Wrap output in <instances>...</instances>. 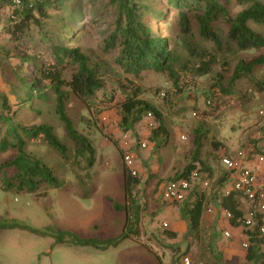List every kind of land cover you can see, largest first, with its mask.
I'll return each instance as SVG.
<instances>
[{
    "label": "trees",
    "instance_id": "1",
    "mask_svg": "<svg viewBox=\"0 0 264 264\" xmlns=\"http://www.w3.org/2000/svg\"><path fill=\"white\" fill-rule=\"evenodd\" d=\"M68 1L75 2V0H35L31 8L6 7L11 10L12 20L4 30L15 46L11 52L13 57H10L9 51L6 50L3 56L17 60L13 72L17 73L16 69L23 71L18 78V88L13 90L15 99L24 103H32L34 99L47 103L49 97L45 90L49 88L53 93V110L61 125L64 141L58 137L53 125L49 123L31 125L15 123L12 116L3 112L8 102L0 93V126L5 127L3 131L0 129V151H15L12 158L0 164V188L4 192L35 193L42 189L62 187L63 182L56 176L54 170L26 151L29 144H45L57 153L62 163H70L73 167H81L82 164V169L87 170L93 166L95 148L88 136V126L90 128L92 126L89 124L86 110H83L81 113L83 117H80L84 121L83 124L70 118L67 110L72 101L89 110V107L94 105L93 100L97 98L98 92H101L102 97L107 95L105 89L111 78L107 72L108 64L122 73L120 78L112 81L116 83L115 91L122 96L119 101L121 112L119 128L122 132L131 131L137 123L150 115L155 125H151L146 140L157 148L167 145L170 133L166 129L165 117L160 108L154 101L145 97L146 87L142 85L143 72L149 71L164 76V85L148 88L154 98L169 101V97L188 96L191 92L197 96L200 93L204 102L208 105L213 104L215 110L220 105L229 103L231 98L238 97L234 93L238 81L251 82L255 88L254 92H264V81H256L253 76L255 70L264 67V2L262 0H165L162 5H154L149 0H108L109 6L114 7L112 28L98 46L99 49L91 52L83 50L78 45H71L68 39L71 34L75 36L77 32L81 34L82 32L77 29L83 25L76 28L67 27L64 22L58 24L49 13L62 11L63 5ZM232 1L242 6V9L233 15L228 8ZM3 7L5 5H0V10ZM171 13L172 17L169 20ZM222 22L227 26L224 37L215 28ZM158 24L165 25L166 35L155 29V25ZM30 26L35 27L39 33V42L44 44L42 50L47 53V57L33 53V46L26 45L25 38L29 34ZM253 26L260 27L262 33ZM50 29L51 33L48 32ZM76 38L79 37H74L73 40ZM203 40L210 42L212 48L203 47L201 44ZM225 53L233 55L245 53L246 56L230 57ZM225 57L236 61L233 67L230 60ZM204 76H210L213 82L201 89L198 78ZM112 93L106 99L108 102H112L115 98V94ZM101 101H105V98ZM192 114L196 115L194 112ZM201 114L207 118L214 117L212 111ZM77 126L83 128L79 130ZM210 144L214 151L222 145L215 138ZM114 145L123 155L124 149L116 142ZM129 149L133 150L130 147ZM248 152L251 159L253 154L257 153L256 150L253 153L250 150ZM258 153L264 154L261 151ZM70 158L71 162H69ZM206 161V157H202L200 137L196 134L189 162L177 171L170 181L190 180L192 173L196 171L198 181L201 183L205 180L208 185L211 175ZM7 169L14 170L10 177L6 176ZM222 179V182L227 180L223 177ZM139 183L137 173L132 176L125 167L123 186L126 204L129 201L130 205L126 208V204L124 206L114 204L115 210L125 211L124 231L119 237L97 241L81 239L73 233L64 231L55 236L56 242L105 250L116 246L121 240L129 238L134 240L138 235L139 212L130 209L135 203L132 191ZM220 183L221 181L218 184H223ZM204 188L206 187L193 184L183 201L174 202L183 203L179 210L187 220L186 235L192 239L198 238L201 217L207 205L202 191ZM238 197L244 198L237 191H230L226 195L221 193L214 203L219 210L229 212L228 222L231 227L242 229L243 212L238 209ZM260 215L257 214V217ZM14 227L37 231L15 222L8 225L0 224V229ZM165 232L170 238L176 237L174 232ZM245 233L248 242L247 248L244 249L245 260L259 264L261 261L259 246L264 236L259 235L257 226L249 231L246 230ZM140 244L145 249L151 250L149 245Z\"/></svg>",
    "mask_w": 264,
    "mask_h": 264
},
{
    "label": "rangeland",
    "instance_id": "2",
    "mask_svg": "<svg viewBox=\"0 0 264 264\" xmlns=\"http://www.w3.org/2000/svg\"><path fill=\"white\" fill-rule=\"evenodd\" d=\"M149 1L154 5L165 3V0ZM228 8L233 15L241 10L242 6L232 1ZM113 12L114 7L109 6L108 0H75L74 3L69 1L65 3L62 11L49 13L58 24L64 22L67 27L76 28L83 25L77 29L82 32L81 34L78 32L76 36L71 34L68 39L71 45H78L83 50L91 52L99 49L98 46L112 28ZM11 15V10L6 7L0 10V93L8 102L3 112L12 116L13 121L20 125L49 123L53 125L58 137L64 141L61 125L53 110V93L49 88L45 90L49 97L47 103L35 99L32 103H24L15 99L13 90L18 88V78L23 71L16 69L17 73L13 72L17 60L3 56L4 50L9 51L11 55L15 46L4 30L11 23ZM171 17L172 13L168 17L169 20ZM30 28L29 34L25 35L26 45L33 46V53L47 57V53L42 50L44 44L39 42V33L35 27L30 26ZM215 28L223 37L226 35L227 26L223 22L218 23ZM253 28L262 33L260 27L253 26ZM155 29L162 35L167 33L164 24L155 25ZM50 31L51 29L48 30L49 33ZM74 37L79 38L73 40ZM201 44L207 49L212 48V44L208 41L203 40ZM29 53L33 54L30 51ZM225 55L246 56L245 53L236 55L225 53ZM229 60L233 67L236 61ZM108 66L107 72L111 78L105 89L107 95L102 97L101 92H98L97 98L93 100L94 105L90 106L89 110L76 101H72L67 110L70 118L82 124L84 121L80 119L83 117L81 113L86 110L89 124L92 126L91 128L88 126V136L95 148L93 166L87 170L82 169V164L81 167H73L70 163H62L57 153L45 144H29L26 151L51 167L63 182L62 187L19 194L7 193L0 188V224L8 225L15 222L37 230L32 232L25 227L0 229V264H182L184 256L189 257L190 264L207 263L204 251H207L209 238L203 233L204 223L200 225L197 239L186 235L187 220L179 210L183 203L161 200L160 195L157 194L158 185L170 181L175 175V171H170V174L165 172L168 163L174 165L176 163L178 169H181L189 162L196 134L200 137L202 157L209 154L212 149L209 141L216 137L224 143L228 152L214 154L216 159L219 155H233L242 149L247 152L250 150L252 153L256 150L257 153L253 154L252 159L254 155L259 154L258 152L264 153V92H254L255 88L251 82L238 81L234 93L239 98H231L229 103L220 105L215 110L213 104L208 105L204 102L200 93L195 96L191 91L188 96L169 97L170 102L154 98L148 88L164 85V76L149 71L143 72L142 85L146 87L145 97L154 101L160 108L165 117L166 129L170 133L167 145L157 148L153 143L150 145L144 136L149 133L151 125H155L151 117L146 116L131 131L122 132L119 128L121 114L119 101L122 96L115 91L116 83L112 81L120 78L122 73L114 66L110 64ZM210 76L198 78L201 89L213 82ZM253 76L256 81H264V67L255 70ZM112 92L115 98L112 102H108L106 99ZM104 98L105 101H101ZM211 111L214 117L207 118L201 114ZM4 128V125L0 126L2 131ZM82 128V126L78 127L79 130ZM124 141L127 142L128 147L133 148L134 169L140 180L139 185L132 191L135 203L130 209L139 212L137 237L134 240L130 238L121 240L116 246L105 250L65 242L57 243L55 236L64 231L73 233L81 239L97 241L115 239L124 231L125 211H117L114 208V204L124 206L127 203L123 186L125 168L123 155L114 145L116 142L124 149ZM141 144H144V147H141ZM185 151L189 152L190 156H187ZM14 155V150L0 151V164ZM71 161L70 158L69 162ZM5 172L6 176L10 177L14 170L7 169ZM221 176L224 177V171L221 172ZM226 187V183L219 185L216 179L208 183L202 190L207 201L205 211L211 208L213 212V209L217 208L214 200L221 193H225ZM129 205L128 201L125 207L129 208ZM218 219L222 224L224 220L228 222L224 215L218 216ZM233 230L235 231L231 227H220L215 240H231L234 236ZM165 231L174 232L176 237H168ZM225 231L229 232V237L224 235ZM240 231L241 229L235 234L237 239ZM140 243L149 245L151 250L145 249Z\"/></svg>",
    "mask_w": 264,
    "mask_h": 264
},
{
    "label": "built area",
    "instance_id": "3",
    "mask_svg": "<svg viewBox=\"0 0 264 264\" xmlns=\"http://www.w3.org/2000/svg\"><path fill=\"white\" fill-rule=\"evenodd\" d=\"M34 1L35 0H0V5H5V7L8 6L11 9H17L23 6L31 8ZM148 117H150V115H148ZM123 147L125 149L122 157L123 163L130 175L135 176V154L129 149L126 141L123 142ZM141 147H144V144H141ZM249 157V152L243 149L236 151L233 156L221 155L219 157V162L225 170L228 179V185L224 194L226 195L230 193V191H237L250 203V207L242 219L243 230L241 229L238 234V239L241 241V247L243 249H246L248 246L247 235L245 233L246 230L249 231L257 226L259 235L264 236V188L258 186L256 172L246 165L248 160H251ZM253 159L264 167V154H256ZM193 184L206 187L207 181L204 180L200 183V181H198V173L194 171L190 180L181 179L161 183L158 186L157 194L160 195L161 200L164 202H181L185 199ZM206 212L211 213L212 209L207 208ZM222 212L228 220L230 217L229 212L226 210H222ZM257 214L261 215L257 217ZM224 235L226 237L230 236L228 231H225ZM259 253L261 255L259 264H264V239L259 246ZM190 262L188 256L182 258V264H190Z\"/></svg>",
    "mask_w": 264,
    "mask_h": 264
},
{
    "label": "crops",
    "instance_id": "4",
    "mask_svg": "<svg viewBox=\"0 0 264 264\" xmlns=\"http://www.w3.org/2000/svg\"><path fill=\"white\" fill-rule=\"evenodd\" d=\"M148 135H149V133H147V135H144L145 139L148 138ZM180 138H181V136H180ZM215 139L220 141L217 137ZM212 140L213 139H211L209 141V143H211ZM220 142L222 143V145H221V147H219L218 150L214 151L211 149L209 151V154L206 156V159H207L206 164H207V168H208L210 175H211V179L209 182L214 181L216 179L218 183L221 181L220 184H222V183H226L228 181V179L224 180L222 182L223 179L221 176V172L224 171V174H225V170L223 169V167L221 166V164L219 162V157L221 155L217 156V159L214 156V154L217 155V154H222L224 152H227L224 143L222 141H220ZM149 144L152 145L151 142ZM210 146H211V144H210ZM185 154H187V156H188L189 152L185 151ZM246 165L249 166L250 168H252V170L254 172H256L257 182H258L257 184L260 188H264V167L261 164H258L254 159L248 160ZM179 170L180 169H178L176 163H175V165H174V163H172V164L168 163L167 167L165 168V172H167L168 174H170L171 172H174V171H175V173H177V171H179ZM223 178H227V175H225ZM237 202H238V209H240L243 212V216H244L245 213L247 212L248 208L250 207V203L242 197H238ZM205 212L206 211L204 210L202 217H201V226L204 223L203 229L205 231H203V233L206 234L207 237L209 238L208 244L206 246L207 251L202 250V251H204V253L206 254V257H207V263L206 264H252L251 262H247L245 260V250H243L240 247L241 241L235 237V234L241 228L231 227L229 222H226V220H224V223L222 224L221 220L218 219V216L222 217L223 212L221 210L219 211L218 207L214 208L213 212L210 214H207V212L206 213ZM209 226L211 228H209ZM220 227L221 228H224V227L230 228L231 227V228L235 229V231L233 230V235H234L233 238L231 240H228V239H222V240L216 239L215 240L216 235H217V230H219ZM214 228H215V230H214ZM238 240L240 241V243Z\"/></svg>",
    "mask_w": 264,
    "mask_h": 264
}]
</instances>
